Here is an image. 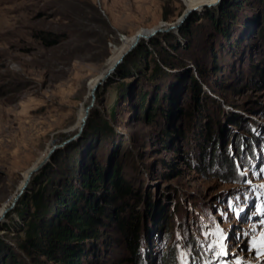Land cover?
Returning a JSON list of instances; mask_svg holds the SVG:
<instances>
[{
    "label": "rangeland",
    "instance_id": "374dc122",
    "mask_svg": "<svg viewBox=\"0 0 264 264\" xmlns=\"http://www.w3.org/2000/svg\"><path fill=\"white\" fill-rule=\"evenodd\" d=\"M151 31L136 45L145 58L124 62L131 50L109 71ZM190 72L204 116L191 114ZM45 158L43 179L118 167L141 197L137 261L112 224L83 264H264L252 247L264 233L253 215L264 193V0H0V215ZM21 225L16 214L0 222L17 263L55 264L17 245ZM217 227L227 256L209 250Z\"/></svg>",
    "mask_w": 264,
    "mask_h": 264
},
{
    "label": "trees",
    "instance_id": "16d2710c",
    "mask_svg": "<svg viewBox=\"0 0 264 264\" xmlns=\"http://www.w3.org/2000/svg\"><path fill=\"white\" fill-rule=\"evenodd\" d=\"M152 41L150 46H155L156 39ZM56 43L54 40L47 45L52 46ZM142 55L145 58L146 50L140 43L124 58V62L130 57L139 59L137 57ZM123 70L121 65L117 72L121 73ZM195 73L200 82L206 85L201 71L196 67ZM200 82L190 72L191 114L202 113L204 116L201 109L203 104L199 99L204 100L207 96ZM207 86L210 87V83ZM144 99L145 97L141 102L143 110ZM157 101H153L151 110ZM154 115L151 111L144 112V116L150 120ZM235 124L239 126L240 123L236 121ZM217 125L219 126L217 133H220V121ZM211 133L212 131L207 129L204 138L207 137L208 141L215 143V140L209 137ZM254 153L257 154V151L255 150ZM55 157L56 155L53 158ZM49 165L47 163L33 174L15 207L6 214V218L16 214L21 220L20 233L24 234V240L22 242L20 237H17V245L37 253L40 257H47L55 264H83V261L96 255L97 242L101 236L100 228L104 229L105 226L114 224L122 233L132 259L137 261L139 237L145 232L146 227L136 210V204L133 203H139L141 197L134 195L131 186L121 177L118 167L113 168L110 174L106 175L103 168L97 164L89 169L80 170L78 175L73 165L68 166L65 172H62L68 176L64 181L61 174L59 178L43 179ZM59 181L60 186L57 184ZM49 184L52 186L47 188ZM150 209L151 205L148 206L147 215L150 214ZM6 228L5 226V230ZM8 250H10L8 246L0 240V257L4 255L0 258V264H19L17 258ZM171 262L174 263V260L172 259Z\"/></svg>",
    "mask_w": 264,
    "mask_h": 264
},
{
    "label": "snow or ice",
    "instance_id": "6c2138e0",
    "mask_svg": "<svg viewBox=\"0 0 264 264\" xmlns=\"http://www.w3.org/2000/svg\"><path fill=\"white\" fill-rule=\"evenodd\" d=\"M244 175V173H242ZM248 183H251V181H248ZM258 188L264 189V184L258 185ZM264 195V193H261ZM240 197H236V200L238 201ZM229 208H233V204H229ZM235 214L237 218H240L241 214L244 212V207L237 206L235 209ZM260 214L264 216V205H256L255 213L253 215ZM261 224H264V219L260 220ZM210 235H215L217 239L214 241L213 244L209 245V250L218 249V251H215V255L217 257H223L228 255V247H227V235L225 234L224 230L222 228L217 227L216 232L210 233ZM253 248H259L260 252L259 254L261 256H264V233H261V238L259 240H253L252 242ZM184 255L183 253L181 254ZM236 264H241L239 260L236 261Z\"/></svg>",
    "mask_w": 264,
    "mask_h": 264
},
{
    "label": "water",
    "instance_id": "95a60500",
    "mask_svg": "<svg viewBox=\"0 0 264 264\" xmlns=\"http://www.w3.org/2000/svg\"><path fill=\"white\" fill-rule=\"evenodd\" d=\"M153 33V32H152ZM151 33V34H152ZM150 35V34H149ZM147 35H143V34H136V36H135V38H134V41L132 42V44L129 46V48L127 49V51H125V53L113 64V66L109 69V71H112L120 62H121V60H122V58L126 55V54H128V52H130L131 50H133V48H135L136 47V45L138 44V42H139V40L141 39V38H145ZM96 87L97 86H94L93 87V89H92V95H93V92L95 91V89H96ZM82 122H83V120H82ZM51 153V152H50ZM50 153H49V155H50ZM47 159L48 158H45L42 162H40L34 169H32L31 171H30V173L28 174V177H27V179H26V181H25V183L23 184V186L18 190V192L16 193V195L14 196V198H13V200L11 201V203H10V206L9 207H7L3 212H2V214L0 215V222L1 221H3L4 220V218H5V216H6V214L9 212V211H11L14 207H15V205H16V203H17V201L19 200V198L22 196V194L24 193V191L26 190V188H27V186H28V184H29V182H30V180H31V177L33 176V174H35V173H37L45 164H46V162H47Z\"/></svg>",
    "mask_w": 264,
    "mask_h": 264
},
{
    "label": "bare ground",
    "instance_id": "6f19581e",
    "mask_svg": "<svg viewBox=\"0 0 264 264\" xmlns=\"http://www.w3.org/2000/svg\"><path fill=\"white\" fill-rule=\"evenodd\" d=\"M154 30H155V29H154ZM154 30H153V31H154ZM153 31H151V32H149V33L147 32L146 34H143V35H148V34L152 33ZM134 38H135V37H134ZM133 41H134V39L130 41L129 46L132 44ZM129 46H128V48H129ZM128 48H127V49H128ZM127 49H126L125 51H127ZM125 51L123 52V54L125 53ZM123 54H122V55H123ZM122 55H121V56H122ZM121 56H120V57H121ZM92 89H93V88H92ZM29 173H30V172H29ZM29 173H28V174H29ZM27 177H28V175H27ZM5 209H6V208H5ZM5 209H4V210H5Z\"/></svg>",
    "mask_w": 264,
    "mask_h": 264
}]
</instances>
